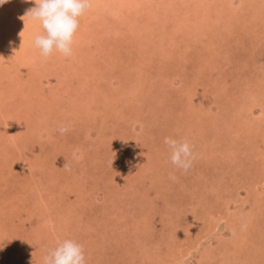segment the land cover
Wrapping results in <instances>:
<instances>
[{
    "label": "rangeland",
    "instance_id": "obj_1",
    "mask_svg": "<svg viewBox=\"0 0 264 264\" xmlns=\"http://www.w3.org/2000/svg\"><path fill=\"white\" fill-rule=\"evenodd\" d=\"M131 3L102 15L90 1L72 55L52 53L59 65L32 45L6 68L7 28L33 25L19 0L0 5V108L39 95L31 133L0 114V264H43L64 239L84 246L86 264H264V0H210L217 22L205 27L191 0ZM31 24L26 44L42 32ZM43 107L53 119L39 118ZM165 137L193 146L187 172ZM250 210L256 231L241 235L236 217Z\"/></svg>",
    "mask_w": 264,
    "mask_h": 264
},
{
    "label": "clouds",
    "instance_id": "obj_2",
    "mask_svg": "<svg viewBox=\"0 0 264 264\" xmlns=\"http://www.w3.org/2000/svg\"><path fill=\"white\" fill-rule=\"evenodd\" d=\"M7 2L0 0V5ZM90 6V0H35V6L27 10L24 17L38 22L42 29L41 34L33 39V46L39 50V55L48 58L52 53L59 52L64 57H70L79 18ZM58 130L63 134L68 127L61 125ZM163 142L169 149L170 163L187 172L195 159L190 142L172 137H165ZM43 264H86L83 246L72 239H64L48 250Z\"/></svg>",
    "mask_w": 264,
    "mask_h": 264
},
{
    "label": "bare ground",
    "instance_id": "obj_3",
    "mask_svg": "<svg viewBox=\"0 0 264 264\" xmlns=\"http://www.w3.org/2000/svg\"><path fill=\"white\" fill-rule=\"evenodd\" d=\"M20 1V3H21V7L23 8V7H28V10L29 9H31V8H33L34 6H35V0H19ZM91 2L92 1H94V2H99V4H101V10H102V15H105V13H109V11L110 10H114L115 8L117 9V10H119L120 11V13L121 14H123L124 12V10H128V7L130 8V7H133L134 6V4H132L131 2H132V0H90ZM183 1V0H182ZM191 2H195V4L192 6V8L193 9H195L196 11H194V13H196V16L198 15V13L199 12H201L202 14H200V15H202V16H200V18L199 19H201V24H203L204 26L203 27H205L206 26V23H214V22H217V21H215V18H212L211 17V15H210V11L208 10V8H209V5H210V0H191ZM216 3V2H215ZM182 4V3H181ZM221 4V3H220ZM162 5V4H161ZM166 5V4H165ZM95 7L97 6V5H94ZM224 6V5H223ZM222 6V7H223ZM226 6V5H225ZM228 6V5H227ZM124 7L126 8V9H124ZM165 7V6H164ZM160 8V7H159ZM167 8V7H166ZM183 8V7H182ZM214 8H216V7H214ZM226 8H228V7H226ZM99 9V10H100ZM222 9V8H221ZM264 9V8H263ZM263 9H262V11H263ZM174 10V9H173ZM134 11V10H133ZM154 11H156V10H154ZM243 11V10H242ZM129 12H130V9H129ZM180 12V11H179ZM233 12V11H232ZM251 12H253V11H251ZM18 14H20V13H18ZM134 14V13H133ZM157 14H159V13H157ZM169 14V13H168ZM147 15V14H146ZM245 15V14H244ZM1 17H2V15H1ZM19 17V16H18ZM105 17V16H104ZM155 17V16H154ZM153 17V18H154ZM158 17V16H157ZM167 17V16H166ZM190 17V15H186L185 16V18H183V22H185V20H187L188 18ZM261 17H263V16H261ZM3 18V17H2ZM16 19V18H15ZM85 19H87V18H85ZM205 19H207V20H205ZM262 19V18H261ZM1 20V19H0ZM12 20H14V18L12 19ZM144 20V19H143ZM204 20L206 21V22H204ZM264 20V19H263ZM23 21V20H22ZM104 23L106 22V18H104ZM130 23H132V20H128ZM28 22H30L29 20H28ZM203 22V23H202ZM14 23V22H13ZM32 23V21L30 22V24L29 25H33L32 27H29L28 28V32H24L23 31V29H21L19 32H17V30L15 29V30H13V28L12 27H15V26H13V25H9V28H7V30L9 31V35H11V40L13 41V42H11V48L13 49V51L14 52H12V54L13 55H11V58L12 59H10L9 58V56H7V59L5 58V57H3L4 55L3 54H0V58H2V66H4L5 68L7 67V64L9 63V64H11V60H12V62L13 61H15V63H18V65L20 64L21 65V67H22V65H24L26 62V60L28 59L29 60V55H30V53H28V51H21V50H24V49H28V48H31L32 47V45H33V42L30 40V38H28L29 40L27 41V44L26 43H24L25 42V40H23L22 42H21V40H22V37H24V36H22V34H24V33H26L27 35H29L30 33H34L35 32V28H37L36 26H34V24H31ZM129 25H131V24H129ZM40 26V25H39ZM187 28V27H186ZM166 29V28H165ZM234 29V28H233ZM39 30V29H38ZM17 32V33H16ZM20 32H24V33H20ZM37 32V31H36ZM39 32V31H38ZM178 33V32H177ZM107 34V33H106ZM180 34V33H179ZM8 35V34H7ZM8 35V36H9ZM33 38V37H32ZM31 38V39H32ZM83 40V39H82ZM19 42H21L19 45H18V43ZM23 44V45H22ZM77 44V43H76ZM128 44V43H127ZM148 44V43H147ZM129 45V44H128ZM177 46H178V44H177ZM21 48V49H20ZM129 48V47H128ZM127 48V49H128ZM184 48V47H183ZM30 51H31V49H29ZM109 51H111V50H109ZM166 51V50H165ZM171 51V50H170ZM3 52V51H2ZM78 52V51H77ZM86 52V51H85ZM55 53V52H54ZM83 53V52H82ZM177 53V52H176ZM90 54V53H89ZM178 54V53H177ZM7 55V54H6ZM182 55V54H181ZM91 56V55H90ZM178 56V55H177ZM37 57V56H36ZM26 59V60H25ZM185 59V58H184ZM27 60V61H28ZM48 60L49 61H51V62H56L57 63V65H59L58 64V62H59V57H58V55L57 54H52V55H50L49 57H48ZM68 61V58H67V60L65 61H62V63H65V62H67ZM79 61V60H78ZM77 62V61H76ZM80 62V61H79ZM225 62V61H224ZM38 64L39 63H37V66H38ZM19 65V66H20ZM39 65H41V68L42 69H48V68H50L51 66H52V64H48V63H45L44 61H41V64H39ZM73 65V64H72ZM30 67V66H29ZM35 67V66H34ZM82 67H80V69H81ZM69 69V68H68ZM83 69V68H82ZM39 70V69H38ZM63 70V69H62ZM70 70V69H69ZM69 70H67L66 71V73L69 71ZM98 70H99V68H98ZM74 71V70H73ZM81 71V70H80ZM85 71V70H84ZM101 71V70H100ZM44 72V71H43ZM72 72V71H71ZM86 72V71H85ZM98 72V71H97ZM84 73V72H83ZM107 75V74H106ZM66 76V75H65ZM103 76H105V74L103 75ZM130 77V76H129ZM64 78V77H63ZM77 78V77H76ZM80 79V78H79ZM85 79V78H84ZM200 79V78H199ZM63 80H65V78L63 79ZM87 80V79H86ZM67 81V80H66ZM70 81V80H69ZM61 82V81H60ZM63 85V83H59V87H60V89H64L63 87L61 88V86ZM71 85H72V83H71ZM90 85V84H89ZM158 85V84H157ZM70 87V86H69ZM85 87V86H84ZM181 87V86H180ZM189 87V86H188ZM19 88V87H18ZM198 88V87H197ZM205 89V88H204ZM99 90V89H98ZM62 91H66V90H62ZM62 91H60V92H62ZM183 91V90H182ZM200 91H203V90H199V92ZM35 92H36V90L34 91H32L31 93H30V91L29 92H26V91H21V92H18V96L20 97L19 99H18V106L17 105H15V103H13L14 105H12L13 106V108L14 109H10V108H8V106H3L2 108H0V111H1V113L0 114H2L3 116H2V120H6L7 119V121H6V123H7V126L8 125H15V124H17V121H19V123H20V125H21V127L22 128H24V130L23 131H21V132H28V133H31V130H30V127H31V123H29L28 121L29 120H31V118H32V113H33V109H34V107H33V105H34V97H39V95H37V94H35ZM106 92V91H105ZM192 92V91H191ZM244 92V91H243ZM206 93V92H205ZM245 93V92H244ZM88 94V93H87ZM150 94V93H149ZM192 94V93H191ZM202 94V93H201ZM207 94V93H206ZM239 94H241V93H239ZM2 95V94H1ZM242 95V94H241ZM52 96V95H51ZM2 97V96H1ZM87 97V96H86ZM100 97V96H99ZM192 97V96H191ZM194 97H196L195 95H194ZM42 98V97H41ZM158 98V97H157ZM209 98V97H208ZM1 99V98H0ZM46 99V98H45ZM71 99H72V101L73 102H78L79 100H81V98H80V96H78L77 94H73L72 96H71ZM193 98H191V103L192 102H194V100H192ZM195 99V98H194ZM200 99V98H199ZM199 99H198V101H199ZM11 100H13V99H11ZM37 100V99H36ZM49 100V99H48ZM106 100V99H105ZM87 100L85 99V98H83L82 97V106H83V104H85V102H86ZM197 101V102H198ZM243 101V100H242ZM13 102V101H12ZM40 102V101H39ZM42 102V101H41ZM60 102V101H59ZM80 103H81V101H79ZM202 102H204V101H202ZM247 102V101H246ZM245 102V103H246ZM38 103V102H37ZM43 103V102H42ZM45 104V103H44ZM55 103H53L52 102V104H50L49 106H53ZM186 104V103H185ZM189 104V103H188ZM39 105V104H38ZM87 105V104H86ZM68 106V105H67ZM38 107V106H37ZM57 106H55L54 108H56ZM69 107L72 109V107L73 106H71V105H69ZM84 107V106H83ZM23 108H24V111H23ZM40 108V107H39ZM44 108V107H43ZM53 108V109H54ZM221 108H223V107H221ZM57 109V108H56ZM159 109V108H158ZM224 109V108H223ZM66 110H67V108H66ZM226 110V109H225ZM36 111V110H35ZM42 111V114H40V116H39V118H41V119H43V120H45V119H53L54 117L53 116H51V115H48V114H46L47 112H46V108H44V109H42L41 110ZM197 111V110H196ZM222 111V110H221ZM242 111V110H241ZM46 112V113H45ZM63 112H65L64 111V109H58L57 110V113L58 114H60V113H63ZM92 112V111H91ZM115 113V112H114ZM223 113V112H222ZM245 113V112H244ZM94 114V113H93ZM230 114V113H229ZM64 116H66V114H64ZM198 116H200V115H198ZM197 116V117H198ZM38 117V116H37ZM61 117V116H60ZM174 117V116H173ZM214 117V116H213ZM259 118H260V116H259ZM91 119V118H90ZM201 119V118H200ZM203 119V118H202ZM228 119V118H227ZM249 119V118H248ZM2 120H0V121H2ZM110 120V119H109ZM53 121V120H52ZM199 121V120H198ZM201 121V120H200ZM204 121V120H203ZM255 122H256V120H254ZM261 121V120H260ZM89 122V121H88ZM94 123V122H93ZM213 123H215V122H213ZM225 123V122H224ZM262 123V122H261ZM53 124V123H52ZM55 124V123H54ZM110 124V123H109ZM230 124V123H229ZM254 124H256V123H254ZM197 125H198V123H197ZM200 125H202L201 123H200ZM216 125V124H215ZM220 125V124H219ZM231 125H233V124H231ZM57 126V125H56ZM180 126V125H179ZM199 126V125H198ZM222 127H223V125H221ZM263 126V125H262ZM18 127H19V125H18ZM32 127H34V126H32ZM52 127V126H51ZM72 127V126H71ZM232 127V126H231ZM239 127V126H238ZM15 128V127H14ZM22 128H20V129H22ZM35 128V127H34ZM203 128V127H202ZM224 128V127H223ZM228 128V127H227ZM109 129V128H108ZM197 129V128H196ZM260 129V128H259ZM198 130H200V129H198ZM14 131H16L17 133H18V130L17 129H14ZM238 131V130H237ZM56 132V131H55ZM209 132V131H208ZM211 132V131H210ZM217 132V131H216ZM228 132V131H227ZM2 133V132H1ZM37 133V132H36ZM187 133V132H186ZM248 133V132H247ZM212 134V133H211ZM227 134H229V133H227ZM34 135V134H33ZM38 136H39V132H38V134H37ZM48 135H50V134H48ZM47 135V136H48ZM140 135V134H139ZM251 135V134H250ZM249 135V136H250ZM26 136V139L27 140H31V141H33V136L31 137V136H27V135H25ZM51 136V135H50ZM49 136V137H50ZM52 136H53V134H52ZM207 136V135H206ZM1 137V136H0ZM237 137V136H236ZM246 137V136H245ZM29 138V139H28ZM61 138V137H60ZM179 138V137H178ZM231 138V137H230ZM242 138V137H241ZM179 139H181V138H179ZM246 139V138H245ZM232 140V139H231ZM242 140H243V138H242ZM104 141V140H103ZM215 141V140H214ZM246 141V140H245ZM248 141V140H247ZM147 142V141H146ZM249 143V142H248ZM24 144V143H23ZM38 144V143H37ZM138 144V143H137ZM215 144H216V142H215ZM33 145V144H32ZM218 145V144H217ZM229 145V144H228ZM28 146V145H27ZM127 146V145H126ZM231 146V145H230ZM22 147V146H21ZM56 147V146H55ZM211 147V146H210ZM30 148H32V147H30ZM39 148V147H38ZM120 148V147H119ZM247 148V147H246ZM37 149V148H36ZM42 149V148H41ZM132 149V148H131ZM210 149H212V148H210ZM133 150V149H132ZM209 150V149H208ZM24 151V150H23ZM34 151H36L35 149H34ZM39 151V150H38ZM31 152H33V151H30V153ZM37 152V151H36ZM149 152H151V151H149ZM260 152V151H259ZM38 153V152H37ZM210 153V152H209ZM19 154H20V152H19ZM32 154V153H31ZM53 154V153H52ZM150 154H152V153H150ZM36 156H38V154H35ZM35 155H33V156H35ZM32 156V155H31ZM254 156V155H253ZM30 157V156H29ZM28 157V158H29ZM36 158V157H35ZM141 158V157H140ZM34 159V158H33ZM70 159V158H69ZM219 159V158H218ZM255 159V158H254ZM35 160H37V158L35 159ZM35 160H32V161H35ZM68 160V159H67ZM256 160V159H255ZM14 161V160H13ZM22 161V160H21ZM197 161V160H196ZM198 161H200V160H198ZM237 161V160H236ZM50 162V161H49ZM222 162V161H221ZM48 163V162H47ZM69 163V162H68ZM134 163V162H133ZM243 163V162H242ZM15 164H17V163H15ZM223 164V163H222ZM238 164V163H237ZM22 165V164H21ZM200 165V164H199ZM32 166V165H31ZM63 166V165H62ZM200 167V166H199ZM135 169V168H134ZM124 170V169H123ZM155 171V170H154ZM127 172V171H126ZM137 173H139V172H137ZM74 174H76V173H74ZM95 174V173H94ZM260 174V173H259ZM96 175V174H95ZM94 175V176H95ZM163 175V174H162ZM165 176V175H164ZM121 177V176H120ZM188 177V176H187ZM32 180V179H31ZM95 180V179H94ZM118 181H119V179H118ZM1 182V181H0ZM94 182V181H93ZM217 182V181H216ZM252 182V181H251ZM119 183V182H118ZM195 183V182H194ZM218 183V182H217ZM34 185V184H33ZM59 185H60V183H59ZM49 186V185H48ZM136 186V185H135ZM30 187V186H29ZM61 187V186H60ZM28 188V187H27ZM11 189V188H10ZM30 189V188H29ZM224 189V188H223ZM128 190V189H127ZM130 192V191H129ZM50 193V192H49ZM53 193V192H52ZM216 194H218V193H216ZM19 197V196H18ZM221 197V196H220ZM259 198V197H258ZM252 199V198H251ZM259 200V199H258ZM26 201V200H25ZM71 202V201H70ZM72 203V202H71ZM24 204V203H23ZM132 206V205H131ZM256 207V206H255ZM218 208H220V207H218ZM31 209V208H30ZM198 209V208H197ZM223 209V208H222ZM128 211V210H127ZM250 212H251V210L250 211H248V212H246L245 214H243V215H245V216H242V217H239V215L236 217L237 219H236V221H237V223L236 224H238V225H240V226H242L241 228H239L240 229V231L239 232H241V235H244L243 233H252L253 231L255 232L256 230V225H255V223L256 222H254L253 220H252V216L253 215H251L250 214ZM258 212V211H257ZM212 214H209L208 216H211ZM212 217H214V216H212ZM225 218H226V216L225 215H223V214H221V215H219L218 214V217H217V219L220 221H222L223 219L225 220ZM232 218V217H231ZM227 219V218H226ZM214 220V219H213ZM234 220V219H233ZM56 223H58V222H56ZM211 226V225H210ZM5 228V227H4ZM147 233V232H146ZM260 233V232H259ZM261 234V233H260ZM74 237V236H73ZM258 237V236H257ZM263 237V236H262ZM240 240H244V239H242L241 237H240ZM253 241H259V239H254L253 238ZM245 242V241H244ZM247 243V242H246ZM84 247V246H83ZM137 249V248H136ZM140 249V248H139ZM205 249V248H204ZM15 250H18V249H15ZM187 250V249H186ZM192 250V249H191ZM23 252H24V250H23ZM207 252V251H206ZM127 253V252H126ZM215 253V252H214ZM131 254V253H130ZM26 255V254H25ZM25 255H23V258H25V257H27V255L25 256ZM22 256V255H21ZM179 256V255H178ZM1 257V256H0ZM230 258V257H229ZM27 261H29L30 262V260H27ZM207 262V261H206ZM232 262V261H231ZM26 263V262H25ZM158 263V262H157ZM233 263H235V261L233 260ZM23 264V263H22Z\"/></svg>",
    "mask_w": 264,
    "mask_h": 264
}]
</instances>
